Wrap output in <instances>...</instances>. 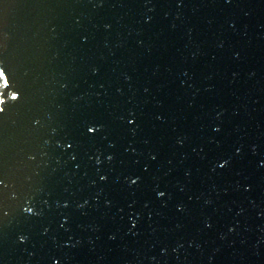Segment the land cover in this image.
<instances>
[{
    "label": "water",
    "instance_id": "obj_1",
    "mask_svg": "<svg viewBox=\"0 0 264 264\" xmlns=\"http://www.w3.org/2000/svg\"><path fill=\"white\" fill-rule=\"evenodd\" d=\"M0 62V264H264V0H0Z\"/></svg>",
    "mask_w": 264,
    "mask_h": 264
},
{
    "label": "snow or ice",
    "instance_id": "obj_2",
    "mask_svg": "<svg viewBox=\"0 0 264 264\" xmlns=\"http://www.w3.org/2000/svg\"><path fill=\"white\" fill-rule=\"evenodd\" d=\"M100 2V6L103 5L104 0H99ZM149 2H151V0H149ZM180 3H183V0H179ZM227 2H231V0H227ZM7 71V65L3 64L2 62H0V83H3L4 87L3 90H7L9 88H12L15 86H17V90L11 92V95L8 93V100H5L3 98L4 96V92H0V105H7L9 103V101H13V102H18L21 101L23 99V93H24V89L22 85H18L17 82L14 79V74L11 72H8V74H6ZM96 70L94 69V72ZM6 111V109L4 107H0V113H4ZM159 118V117H158ZM137 115L135 113V111L129 110L127 116H122L120 117V120L122 121H126V123L130 126H133L131 131L133 133H135L136 131V127H138L137 125ZM38 123V121H37ZM85 129H86V133L88 134H97V133H101L103 131H105L106 129V125L104 123H101L100 121H95V122H86L84 125ZM215 132L219 133L221 131L220 127H215L213 129ZM104 139H107V136L104 137ZM182 143V141H180ZM76 144V141H73L72 143H67V147L69 149L73 148L74 145ZM110 147H115L114 144H110ZM241 152L240 148H237L235 151V154L239 155ZM70 159L72 161H75L77 159L76 155H71ZM114 159V157L112 155H108L107 156V160L109 162H111ZM150 159L152 160H156L157 157L155 155H151ZM96 163L100 164L101 161L99 158L96 159ZM229 165V159H224L222 163H217V167H219L220 169H224L225 167H227ZM262 167H264V164L261 165ZM215 170V169H213ZM145 172L148 171L147 168L144 169ZM109 179V176L107 174H101L99 176V180L100 181H104L107 182ZM125 181L128 184V187H132L135 185H138L141 181V177L140 176H136L135 178H132V176H126L125 177ZM2 187H6L4 180L2 178H0V188ZM249 190V189H246ZM154 191H156V195L158 198H163L166 196V192L163 190H158V189H154ZM3 193L2 191H0V198H2ZM45 203H47V201H45ZM108 203L110 204L111 201H108ZM85 204H87V201H85ZM85 204H81L80 207L83 208L85 206ZM64 208H68L69 204L68 203H64L63 205ZM131 207V205H130ZM180 211H183V208L180 207L179 208ZM23 213L26 214L27 216H39L41 215V213L37 212L35 210V208L32 206L31 202H29V204L25 207H23L22 209ZM8 215L7 212L3 211V207H2V199H0V231H2V227H3V217H6ZM67 219L64 220V223L61 224V227H64L65 224H67ZM137 225V221L135 219L132 220V228H135ZM209 228L211 227V224L207 225ZM47 232V229H45V233ZM114 239V237H112ZM28 240V237L24 234L19 235L18 237V241L21 244L26 243ZM62 259H69L67 257L62 258ZM52 264H61V259L60 258H52Z\"/></svg>",
    "mask_w": 264,
    "mask_h": 264
}]
</instances>
